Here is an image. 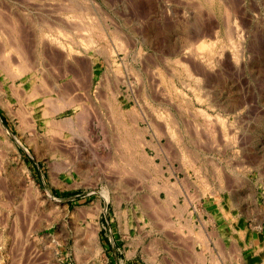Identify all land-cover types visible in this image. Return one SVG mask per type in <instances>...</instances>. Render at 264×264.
<instances>
[{
  "label": "rangeland",
  "instance_id": "obj_1",
  "mask_svg": "<svg viewBox=\"0 0 264 264\" xmlns=\"http://www.w3.org/2000/svg\"><path fill=\"white\" fill-rule=\"evenodd\" d=\"M0 47V264H264V0H0Z\"/></svg>",
  "mask_w": 264,
  "mask_h": 264
},
{
  "label": "bare ground",
  "instance_id": "obj_2",
  "mask_svg": "<svg viewBox=\"0 0 264 264\" xmlns=\"http://www.w3.org/2000/svg\"><path fill=\"white\" fill-rule=\"evenodd\" d=\"M74 16H75V14H74ZM2 18V17H1ZM20 28V27H19ZM46 35H48V34H46ZM45 35V36H46ZM49 37V36H48ZM50 39H52V38H50ZM49 40V39H48ZM1 48V47H0ZM3 48V47H2ZM22 48H24V47H22ZM18 50H21V49H18ZM23 50V49H22ZM7 52V51H6ZM22 52V51H21ZM24 52V51H23ZM25 53V52H24ZM3 54V53H2ZM18 54V53H17ZM28 54V53H27ZM6 55V54H5ZM24 55V54H23ZM9 56V55H8ZM17 56V55H16ZM10 57V56H9ZM22 57V56H21ZM13 58V57H12ZM11 58V59H12ZM26 58V57H25ZM28 58V57H27ZM10 59V58H9ZM24 59V58H23ZM25 62V61H24ZM30 63V62H29ZM28 67V66H27ZM32 67V66H31ZM29 68V67H28ZM30 71V70H29ZM111 111V110H110ZM52 120V119H51ZM53 122V121H52ZM51 124V123H50ZM54 125H56V124H54ZM57 127H59V126H57ZM135 128V127H134ZM129 130V129H128ZM128 133V132H127ZM131 141V140H130ZM136 144V143H135ZM144 154V153H143ZM144 157V156H143ZM107 190V189H106ZM108 193V192H107ZM144 205V204H143ZM178 212V211H177ZM182 214V213H181ZM178 215H180V214H178ZM96 230H98V229H96ZM95 230V231H96Z\"/></svg>",
  "mask_w": 264,
  "mask_h": 264
}]
</instances>
